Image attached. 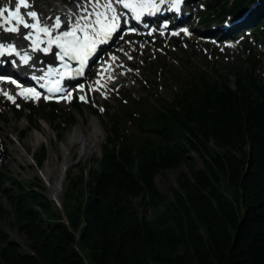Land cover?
<instances>
[{
    "label": "trees",
    "instance_id": "obj_1",
    "mask_svg": "<svg viewBox=\"0 0 264 264\" xmlns=\"http://www.w3.org/2000/svg\"><path fill=\"white\" fill-rule=\"evenodd\" d=\"M251 1L206 0L200 19L236 15ZM247 23L264 25V6ZM241 62L233 79L195 71L170 100L121 104L96 167L66 172L65 214L0 175V220L10 215L27 243L23 251L0 228V264H264V54L245 47ZM45 156L41 147L40 164ZM182 167L162 195L156 176ZM150 208L152 218L139 213Z\"/></svg>",
    "mask_w": 264,
    "mask_h": 264
},
{
    "label": "rangeland",
    "instance_id": "obj_2",
    "mask_svg": "<svg viewBox=\"0 0 264 264\" xmlns=\"http://www.w3.org/2000/svg\"><path fill=\"white\" fill-rule=\"evenodd\" d=\"M81 1L86 0H29L32 7L25 10V19L28 18L27 11L35 10L44 22L51 24V20L45 21L43 18L59 15L60 10L74 8ZM198 1L203 13L206 12L204 8L206 0ZM231 1L228 0V7ZM194 2L195 0L189 6L190 10L201 14L194 8L196 6ZM223 2L224 0H219L218 4ZM7 4H14V0H0V7H5ZM53 9L54 14H52ZM183 24H188L194 31L190 38L158 34L132 36L120 43L117 38L113 47L116 51L129 53L128 57L131 59L129 58V61L118 71L121 81L109 84L104 89L103 95L96 93L93 89L95 86L92 85L97 76L96 69L99 66L97 65L91 68L92 73L87 79L88 86L82 92L69 94V99L56 103L55 111H52L43 99L36 103L25 101L29 104L28 107H21V103H15L11 107L8 106L7 101L3 104L4 99L0 98V175L5 179H11L15 184L32 187L65 214L62 196L67 185L66 178L59 196L61 203L58 204L50 198L43 173L53 166L55 170L50 173V178L54 180L57 168L65 158L70 163L66 172L76 174L81 167L86 171L95 168L96 161L100 157V146L105 143L108 135L107 112L110 115L120 113V104H124L127 100L141 99L147 107L157 105L160 100H170L180 86L179 79L182 81L195 71H204L208 76L230 75V79H233L231 73L242 65L244 47L250 46L255 52L260 50L258 33L247 32L240 35L236 41L223 42L220 38L225 32L219 30L210 33L212 24L203 25L197 22V18L192 19L190 16ZM37 59L42 60V58ZM49 66L53 68L54 64L50 63ZM259 73L264 81V70L260 69ZM81 96H84L87 102L81 100ZM74 98L79 105L78 112L72 107ZM17 114L21 117L18 118ZM42 117L47 121L40 119ZM120 127L132 136L137 135L135 125L129 121L121 120ZM77 130L87 136L92 131H98L95 139L90 143L87 154L82 158L78 147L71 150L67 148L68 138ZM6 137L13 142L11 145L17 148V152L11 149L12 146L8 144ZM41 147L45 148L46 156L40 164L38 154ZM184 169L185 167L167 170L164 174L156 176L155 182L162 195L168 196L170 189L176 187L175 179L180 170ZM84 178L87 179L88 175ZM5 187L12 189L14 185L6 181ZM0 203L8 208L1 193ZM139 213L147 218L153 217L151 208L146 211L140 209ZM11 221V216L6 215L0 220V228L8 237L16 240L23 251H26V239L12 226Z\"/></svg>",
    "mask_w": 264,
    "mask_h": 264
},
{
    "label": "snow or ice",
    "instance_id": "obj_3",
    "mask_svg": "<svg viewBox=\"0 0 264 264\" xmlns=\"http://www.w3.org/2000/svg\"><path fill=\"white\" fill-rule=\"evenodd\" d=\"M167 3L168 8L171 11L178 12L180 10L183 0H86V3L79 8V14L67 18L70 22L64 24L59 15L53 17H44L45 21L51 20L52 23H41V17L38 16L35 10L27 11L26 16L33 21V23L26 22L23 15H21V9H29L32 5L29 0H14V9L10 10L6 7H0V32L7 33H19L22 25L23 28L30 31L24 34L25 40H30L33 51L40 48V44L45 41L41 40V34L48 37L47 46L42 49L43 52L48 53L51 51L53 45H55L59 51L56 53L60 61H64L63 65L68 68L67 62L76 61L78 68L75 69L77 74L82 75L87 62L93 57L100 45L107 44L121 28V15L117 12L115 5L122 6L123 9L128 10L136 21H140L144 15H155L161 12V5ZM264 3V0H261ZM13 22H15L13 24ZM124 23H127L125 19ZM5 25H9L5 27ZM65 28L64 31H59L61 28ZM166 27V25H165ZM134 31V30H129ZM57 33L55 36L53 33ZM178 35L179 33H172ZM34 37V38H33ZM122 38V37H121ZM15 53L20 55L14 45L6 46V44L0 41V57ZM131 59V57H129ZM21 59L25 64L31 59L30 56L25 53ZM111 60H115L116 57H111ZM103 71H107L101 66ZM110 68L111 65H108ZM58 70H50L49 75L55 74ZM72 71L69 70L64 73H60L61 79L64 76H71ZM111 78V77H109ZM15 84L16 81H11ZM99 84V81H97ZM103 87V85H101ZM48 92H61L62 88L59 87V81H56V86L47 89ZM83 91L81 87L79 89ZM99 91V88L94 89ZM22 95H31L34 99H40L41 93L35 89H28L21 93ZM9 100L15 102V97L4 93ZM49 97L45 96L44 99ZM62 99H69V94L65 93ZM81 100H85L84 96L80 97ZM102 110V109H101Z\"/></svg>",
    "mask_w": 264,
    "mask_h": 264
},
{
    "label": "bare ground",
    "instance_id": "obj_4",
    "mask_svg": "<svg viewBox=\"0 0 264 264\" xmlns=\"http://www.w3.org/2000/svg\"><path fill=\"white\" fill-rule=\"evenodd\" d=\"M86 3V1H81V3H77L74 8H65L64 10H60V18L62 20V22L64 24L69 23L70 21L67 19L69 17H71L74 14H79V8L83 6V4ZM190 7L187 5V0H183V3L181 4L180 10L178 12H174L171 11L168 12L166 11L167 15H176L179 18H183L184 21H186L189 16ZM157 20V19H154ZM220 20V21H219ZM218 22V23H217ZM212 27L210 28V33H215L219 30L225 32L226 29H228L231 26V21L229 19V17H224V19H218L216 22L212 23L211 25ZM66 30L65 28H61L59 31H64ZM197 32V30H196ZM57 33H53V35L55 36ZM43 37V36H41ZM55 46V45H54ZM56 47V46H55ZM129 53H124V51H120L117 50L116 53L113 55L114 57H116V59L113 61L111 59L106 60V62L101 63L97 69V76L94 80V82L92 83V85L95 86V88H99V91L94 90L96 93L103 95L104 93V89L108 87L109 84H115L121 81V77L118 75V71L122 68V65L127 63L129 61V57H128ZM98 61V58L94 61V63H96ZM41 65V64H40ZM107 69V71H103L102 70V66ZM108 65H111V67L109 68ZM5 73L11 75L10 80L15 78L14 74L9 73V72H0V75H6ZM111 77V78H109ZM97 81H99V84L97 83ZM101 85H103V87H101ZM6 85H4L3 83H0V94L4 95L5 92L8 93V91L6 90ZM81 87H72V88H67L69 93H73L76 91H80ZM66 89V90H67ZM67 92V91H66ZM82 92V91H80ZM68 93V94H69ZM40 99H34V100H30L33 101L34 103L38 102ZM29 119V117H28ZM98 134V131H92L90 133L89 136H87V134H82L80 130L75 131L69 138L67 141V148L69 150H71L72 148L78 147L80 149V157H84L87 154V150L90 148V143L92 142V140L95 139V135ZM85 137H84V136ZM8 144H10L11 149H14V151L17 152V148L14 147L13 145H11L13 142L10 141L7 137H6ZM36 141V139H34ZM9 146V145H8ZM19 153V152H18ZM68 154V153H67ZM50 160H48L49 162ZM69 162H67V159L65 158L62 163L60 164V166L57 168V175L56 178L53 180L50 178V173L53 172L55 169L52 166L51 169H49L48 171H46L45 173H43L44 175V181L45 184L47 186V188L49 189V194H50V198L52 200H54L56 203L60 204L61 201H59V196L61 194L62 191V185L64 182V178L66 176V171L69 168Z\"/></svg>",
    "mask_w": 264,
    "mask_h": 264
}]
</instances>
